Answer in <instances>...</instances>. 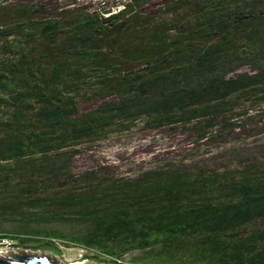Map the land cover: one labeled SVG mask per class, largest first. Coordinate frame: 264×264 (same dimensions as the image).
Returning <instances> with one entry per match:
<instances>
[{"label":"trees","instance_id":"obj_1","mask_svg":"<svg viewBox=\"0 0 264 264\" xmlns=\"http://www.w3.org/2000/svg\"><path fill=\"white\" fill-rule=\"evenodd\" d=\"M112 1L0 0V218L81 224L0 235L106 261L264 264V170L160 165L101 184L100 166L71 164L136 120L198 139L232 128L239 96L264 105V0Z\"/></svg>","mask_w":264,"mask_h":264},{"label":"rangeland","instance_id":"obj_2","mask_svg":"<svg viewBox=\"0 0 264 264\" xmlns=\"http://www.w3.org/2000/svg\"><path fill=\"white\" fill-rule=\"evenodd\" d=\"M85 1H102L103 7L110 6L112 9L120 6L118 1L113 5L112 0ZM159 1L161 0H148L144 7H155ZM237 100L246 110L242 114L233 115L231 119L235 123L230 129L214 126L205 137L194 139L192 133L184 127L150 130L136 120L122 131L113 129L104 137L81 145L72 157V170L78 172L100 166L93 181H100L101 184L108 179L131 178L144 169L160 165H173L189 170L208 168L239 172L248 166L264 170V105L254 104L241 96ZM27 223L25 225L16 219L0 218V230L24 233L28 227L36 224L44 228H57L63 234H71L76 233L81 225L73 217L47 218ZM57 246L61 251L59 254H55L50 248L10 244L0 256L11 257V253L25 252L44 254L61 264H71L73 261L82 263L83 260L104 264H144L140 262L144 256L143 251H129L116 261H106L93 258L90 254L83 256L81 253L86 252L85 249L64 247L61 241H57Z\"/></svg>","mask_w":264,"mask_h":264},{"label":"water","instance_id":"obj_3","mask_svg":"<svg viewBox=\"0 0 264 264\" xmlns=\"http://www.w3.org/2000/svg\"><path fill=\"white\" fill-rule=\"evenodd\" d=\"M0 264H61V263L44 254L20 252L18 254L11 253V257L0 256ZM82 264H104V263H100V262L92 263L88 261H83Z\"/></svg>","mask_w":264,"mask_h":264},{"label":"built area","instance_id":"obj_4","mask_svg":"<svg viewBox=\"0 0 264 264\" xmlns=\"http://www.w3.org/2000/svg\"><path fill=\"white\" fill-rule=\"evenodd\" d=\"M8 245H10L9 240L5 236L0 235V253L5 250Z\"/></svg>","mask_w":264,"mask_h":264},{"label":"bare ground","instance_id":"obj_5","mask_svg":"<svg viewBox=\"0 0 264 264\" xmlns=\"http://www.w3.org/2000/svg\"><path fill=\"white\" fill-rule=\"evenodd\" d=\"M83 261H81V262L83 263ZM82 263H80L79 261H73L71 264H82Z\"/></svg>","mask_w":264,"mask_h":264}]
</instances>
